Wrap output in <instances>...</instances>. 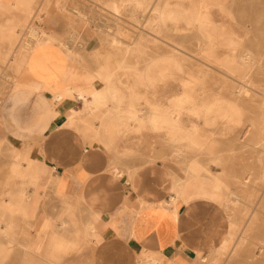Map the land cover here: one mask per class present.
<instances>
[{
    "label": "rangeland",
    "instance_id": "obj_1",
    "mask_svg": "<svg viewBox=\"0 0 264 264\" xmlns=\"http://www.w3.org/2000/svg\"><path fill=\"white\" fill-rule=\"evenodd\" d=\"M16 1L0 0V112L26 45H37L36 30L42 42L68 52L65 65L78 74L73 85L95 76L99 88L116 92L117 99L87 110L90 137L115 161H170L175 182L200 186L217 201L209 208L224 210L226 249L216 235L207 264L263 256L264 0ZM155 112L174 122L179 137L153 125ZM107 115L115 116L109 125ZM2 230L0 264H22L23 234L13 232L9 242Z\"/></svg>",
    "mask_w": 264,
    "mask_h": 264
},
{
    "label": "crops",
    "instance_id": "obj_2",
    "mask_svg": "<svg viewBox=\"0 0 264 264\" xmlns=\"http://www.w3.org/2000/svg\"><path fill=\"white\" fill-rule=\"evenodd\" d=\"M61 50L37 44L27 54L31 73L19 72L20 85L3 102L2 237L23 234L22 264H207L216 235L227 234L224 210L210 209L217 201L191 182L171 202L172 162L115 161L91 138L92 119L72 89L78 74L69 73ZM250 264H264V255Z\"/></svg>",
    "mask_w": 264,
    "mask_h": 264
},
{
    "label": "bare ground",
    "instance_id": "obj_3",
    "mask_svg": "<svg viewBox=\"0 0 264 264\" xmlns=\"http://www.w3.org/2000/svg\"><path fill=\"white\" fill-rule=\"evenodd\" d=\"M254 1V0H253ZM17 3H22V2H24L23 0H17L16 1ZM145 2V1H144ZM27 3H29V0H28V2ZM141 3V0H139L138 1V4H140ZM19 4V5H20ZM24 4V3H23ZM28 5H30V3L28 4ZM238 5V4H237ZM240 5V4H239ZM151 8V7H150ZM259 8V7H258ZM161 9V8H160ZM167 10V9H166ZM172 10V9H171ZM241 10V9H240ZM163 11V10H162ZM161 11V12H162ZM173 11V10H172ZM175 11V10H174ZM173 11V12H174ZM236 11V10H235ZM151 11H148V13H150ZM23 13V12H22ZM178 13H180V12H178ZM238 14V13H237ZM174 15V14H173ZM149 16V15H148ZM248 16V15H247ZM174 18V17H173ZM165 19V18H164ZM163 19V20H164ZM172 19V18H171ZM162 20V21H163ZM173 20V19H172ZM171 20V21H172ZM188 21H189V19H187ZM186 20V21H187ZM165 21V20H164ZM176 21V20H175ZM187 21V22H188ZM173 23H175L174 21H173ZM188 25H190V24H188ZM253 25V24H252ZM255 29V28H254ZM33 30V29H32ZM30 31L31 32V34H33V35H35V36H33L32 37V39L35 41H33L34 43H36V44H39L40 42H42V40H43V38L41 37L40 38V36H38L37 35V33L39 34V32H36V30H33V31ZM38 31V30H37ZM261 35V34H260ZM4 36V35H3ZM231 36H233V35H231ZM230 38H232V37H230ZM236 38V37H235ZM263 38V37H262ZM31 39V38H30ZM231 40V39H230ZM226 40H224V43H226L225 42ZM240 41V40H239ZM239 41H237L238 43H239ZM235 42H236V40H235ZM234 42V43H235ZM65 43V42H64ZM237 43V44H238ZM223 44V43H222ZM44 45V44H43ZM60 45V44H59ZM133 45V44H132ZM220 45V44H219ZM226 45H228V44H226ZM67 46V45H66ZM218 46V45H217ZM229 46V45H228ZM240 46H241V44H240ZM24 47V46H23ZM68 47V46H67ZM235 47H236V45H235ZM18 48V47H17ZM16 48V49H17ZM20 48V47H19ZM26 48H27V51H28V53L32 50V45H30V44H27L26 45ZM59 48V47H58ZM61 48V47H60ZM132 48V47H131ZM241 48H242V46H241ZM248 48V47H247ZM62 49V48H61ZM71 49V48H70ZM233 49V48H232ZM235 49V48H234ZM63 50V49H62ZM61 50V51H62ZM69 50V49H68ZM72 50V49H71ZM64 51V50H63ZM65 52V51H64ZM232 52V51H231ZM27 53V54H28ZM242 53V52H241ZM26 54V56H22L23 57V60H22V62L19 64V65H21L20 66V69H21V72H22V76H24L25 74H28V73H31V70H30V58L28 57V55ZM65 54H68V52H66ZM233 54H234V51H233ZM250 54V53H249ZM232 55V54H231ZM239 55V54H238ZM46 56V55H45ZM13 57V56H12ZM43 58V57H42ZM11 59V58H10ZM234 59H237V58H234ZM175 61V60H174ZM158 61H156V63H157ZM163 62H164V58H163ZM177 62V61H176ZM39 63V62H38ZM243 63V62H242ZM247 63V62H246ZM50 64V63H49ZM158 64V63H157ZM167 64V63H166ZM170 64V63H169ZM172 64V63H171ZM46 65V64H45ZM175 65V64H174ZM245 65V64H244ZM38 66V65H37ZM42 66H43V64H42ZM102 66V65H101ZM100 66V67H101ZM107 66V65H106ZM148 66V65H147ZM155 66H157V65H155ZM48 67V66H47ZM152 67H154V66H152ZM159 67V66H158ZM157 67V68H158ZM42 68V67H41ZM151 68V67H150ZM156 68V69H157ZM41 70V69H40ZM147 71V70H146ZM54 72V71H53ZM53 72H52V74H53ZM98 74V73H97ZM99 75V74H98ZM16 76V75H15ZM101 76L106 80V81H108V79H109V73L108 72H104L103 74H101ZM138 76V75H137ZM92 77H94V78H90V80H88V82H86V83H83V84H78V85H72V89L73 90H75V92L77 93V96L78 97H81L82 98V100L84 101V109L85 110H89V112L90 113H92L91 111H93L94 110V108H96V103H97V101H100V100H104L105 102H108V101H113V100H115V99H117V95H116V92H114L113 91V89H112V87L111 86H108V84L105 86V88H99V86H97L96 85V83H95V76H92ZM35 78V77H34ZM100 78V77H99ZM22 80H24L23 78H22ZM36 80V79H35ZM191 80H192V78H191ZM193 81V80H192ZM243 81V80H242ZM41 82V81H40ZM103 83V82H102ZM18 85H20V78H18L16 81H15V83H13L11 86H10V89H13L15 86H18ZM104 87V86H103ZM69 89V87H66V89ZM9 89V90H10ZM65 89V90H66ZM8 90V91H9ZM8 91H7V93H8ZM65 91H63V92H58L59 94H56V96H58V98L59 99H61L62 98V96L65 94L64 93ZM235 92V91H234ZM7 93L5 94V96H4V98H2L3 99V101L5 100V97H6V95H7ZM240 94V93H239ZM89 96V97H88ZM186 96H188V95H186ZM88 99V100H87ZM181 99V98H180ZM202 99V98H201ZM194 102V101H193ZM197 102V101H196ZM203 102V101H202ZM195 103V102H194ZM234 103V102H233ZM117 104V103H116ZM200 104V103H199ZM198 104V105H199ZM205 105V104H204ZM135 108V106L132 108V109H134ZM201 108H203V106L201 107ZM63 109V108H62ZM115 109V108H114ZM64 110H65V108H64ZM63 110V111H64ZM137 110V109H136ZM201 110V109H200ZM112 111V110H111ZM194 111V110H193ZM74 112V110H72L70 113H72V114H74L73 113ZM108 112H110V111H108ZM115 112V111H114ZM195 112V111H194ZM201 112H203V111H201ZM62 113V112H61ZM83 113V112H82ZM197 113V112H196ZM108 114V113H107ZM115 114H116V112H115ZM202 114V113H201ZM88 115V114H87ZM153 118H152V121L154 122L153 123V125H157V127H164V126H166L167 127V131L170 133V135H171V133L173 134V136H175V137H179V135H178V133L177 134H175V132L174 131H178V130H176V129H178V127L174 124V122H172L170 119H168L162 112H155L153 115ZM114 117L115 116H112V115H107V117H106V124L107 125H109V124H111L112 122H113V119H114ZM87 118V117H86ZM90 118V117H89ZM116 119V118H115ZM86 120V119H85ZM84 120V121H85ZM147 120H148V118H147ZM149 122V121H148ZM93 124V123H92ZM94 126V125H93ZM104 127V126H103ZM101 128V127H100ZM95 131V130H94ZM96 131H98V129H96ZM95 131V132H96ZM112 136V135H111ZM189 136V135H188ZM102 137V136H101ZM105 137V136H104ZM192 137H193V135H192ZM101 139V138H100ZM105 139V138H104ZM181 139V138H180ZM182 139H184V138H182ZM191 139V138H190ZM191 141V140H190ZM175 145V144H174ZM207 149V148H206ZM180 153V152H179ZM20 156V155H19ZM185 159V158H184ZM208 159V158H207ZM189 160V159H188ZM29 161V160H28ZM192 162H194V161H192ZM191 162V163H192ZM19 163V162H18ZM182 163V162H181ZM210 164V163H209ZM20 165V164H19ZM182 165V164H181ZM188 167H190V172H191V174L192 175H194V176H196L197 174H199V172H200V167L198 166V165H190V166H188ZM16 169V168H15ZM188 169V168H187ZM128 174V173H127ZM176 174V173H175ZM189 174V173H188ZM187 174V175H188ZM15 176V175H14ZM201 176V175H200ZM191 177V176H190ZM193 178V177H192ZM195 178V177H194ZM184 179V178H183ZM215 179V178H214ZM218 179V178H217ZM216 179V180H217ZM183 187H184V185L182 184V183H180V182H173V185H172V187H171V189L173 190V192H174V194L173 195H171L170 197H171V202H175L177 199H181V195H182V192H183ZM170 191V190H169ZM230 193H232L233 191H229ZM118 193V192H117ZM170 197H169V199H170ZM19 198V197H18ZM21 198V197H20ZM17 201V200H16ZM18 203V202H17ZM163 203V202H162ZM159 204V203H158ZM168 204V203H167ZM160 206V205H159ZM19 207V206H18ZM174 207V206H173ZM175 208V207H174ZM167 209V208H166ZM171 211V210H170ZM169 211V212H170ZM172 214H173V212H172ZM184 214V213H183ZM175 215V214H174ZM122 219V218H121ZM176 219V218H175ZM179 221V220H178ZM114 224V223H113ZM9 227V226H8ZM5 229V228H4ZM216 229V228H215ZM6 231V230H5ZM4 231V232H5ZM209 232H210V229H209ZM212 232H213V230H212ZM4 234H6V232L4 233ZM8 236V235H7ZM231 237V236H230ZM221 242H222V238H220L219 239ZM219 242V241H218ZM226 242V241H225ZM228 242V241H227ZM223 243V245L225 244L226 245V243H224V242H222ZM228 244V243H227ZM224 245V246H225ZM168 246V245H167ZM224 246H223V248H224ZM220 247V246H219ZM170 249V248H169ZM225 249H226V246H225ZM145 250V249H144ZM216 250V249H215ZM215 254H216V252H215ZM168 255V254H167Z\"/></svg>",
    "mask_w": 264,
    "mask_h": 264
}]
</instances>
